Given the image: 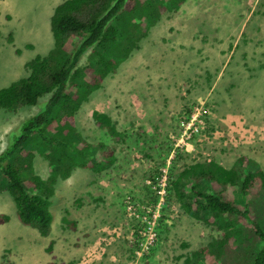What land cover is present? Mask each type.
Instances as JSON below:
<instances>
[{
    "label": "rangeland",
    "instance_id": "obj_1",
    "mask_svg": "<svg viewBox=\"0 0 264 264\" xmlns=\"http://www.w3.org/2000/svg\"><path fill=\"white\" fill-rule=\"evenodd\" d=\"M63 1L0 0V89L25 77V63L52 49L51 17ZM177 10L153 26L150 36L156 42L164 36L171 42L172 51H136L109 74L117 78L123 65L127 75L148 76H136L127 84L122 77L124 86L111 85L112 92H106L110 88L97 89L77 111L74 118L79 136L94 145H112L118 161L101 174L75 168L68 179L55 183L49 206L52 232L41 237L29 226H15V204L6 190H0V216H10L9 222L0 224V264H180L191 251L207 247L216 232L182 212L174 202L162 210L164 218L156 224L160 237L157 236L155 246L130 260L126 229L130 223L140 226L142 222L135 218V212L129 216L127 205H134L139 213L143 186L155 185L151 174L159 183L157 176L167 170L172 177L166 186L168 195H175L169 182L192 162L207 164L213 160L228 169L243 156L246 164L264 170V0H184ZM169 12L173 11L166 13ZM18 21L20 26L13 29ZM169 27L188 33L180 31V35H174ZM153 55L168 59L171 67ZM87 56L82 57L80 64L86 62ZM108 82L105 78L101 86ZM47 97L15 112L0 110V153L20 132L22 124L44 109ZM107 105L110 108L106 113L121 134H128L127 141L122 137L121 142L115 140L117 144H113L105 129L96 126L93 111L102 112L98 109ZM190 107L193 113L200 109L201 118L214 127L220 126L218 130L222 131L211 136L201 131L206 126L202 123L199 134L185 148L180 147L183 127L178 121L193 114L185 113ZM180 116L183 119L179 120ZM178 126L180 133L175 137ZM166 149L176 151L172 159L169 152L165 158L168 163H163ZM178 153L181 157L177 159ZM102 155V150L93 146L86 157L102 161ZM33 164L45 179L49 174L48 161L36 154ZM66 189L71 190L68 193ZM73 193L81 197L79 202L74 203ZM253 228L264 229V208L259 204L248 218L234 226L239 233L221 248L219 259L216 255L202 256L199 264H251L247 250L262 246ZM50 242L49 252L46 248ZM238 243L241 249L245 248L241 252Z\"/></svg>",
    "mask_w": 264,
    "mask_h": 264
},
{
    "label": "trees",
    "instance_id": "obj_2",
    "mask_svg": "<svg viewBox=\"0 0 264 264\" xmlns=\"http://www.w3.org/2000/svg\"><path fill=\"white\" fill-rule=\"evenodd\" d=\"M183 1L65 0L54 8L52 49L45 56H36L25 63V77L0 89V110L6 112L34 105L40 97L48 95L44 109L24 122L10 145L0 153V189L10 194L22 224L36 229L41 236H48L52 219L49 206L55 183L67 179L75 168L101 174L116 165L115 148L102 142L94 145L85 136L80 137L74 117L81 104L101 87L103 78L116 71L132 50L139 49L137 43L145 37L146 29L155 26L167 11H176ZM86 54V62L80 64ZM138 76L148 75L138 73ZM134 77L136 75L127 83ZM190 112L191 108L185 111ZM92 118L98 128L105 129L112 137L113 144H117L115 140L121 142L122 137L127 141L128 134H121L107 113L95 110ZM205 124L207 127H202V132L210 134L220 129L207 120ZM178 128L175 137L179 136L180 126ZM198 128L195 135L199 134L201 126ZM144 144L147 143L144 141ZM93 146L102 150V161L86 157ZM169 152L171 150L166 149L162 161ZM36 154L48 161L49 174L45 179L34 168ZM180 157L178 153L177 159ZM243 160L244 157H240L229 169L213 160L207 164L192 162L169 182L175 195H168L166 204L176 202L184 213L201 221L217 236L211 237L207 247L201 246L188 253L180 264H199L202 256L216 255L218 260L221 248L239 233L234 226L248 218L257 204L264 208V170L253 168ZM143 198L152 206L156 203L150 189ZM4 218L7 220V216H0V222ZM70 225L73 226V222ZM252 231L262 246L247 250L248 256L251 264H264V229L253 228ZM51 245L52 242L46 248L49 252ZM243 249L239 246L238 251ZM47 264L65 263L51 261Z\"/></svg>",
    "mask_w": 264,
    "mask_h": 264
},
{
    "label": "clouds",
    "instance_id": "obj_3",
    "mask_svg": "<svg viewBox=\"0 0 264 264\" xmlns=\"http://www.w3.org/2000/svg\"><path fill=\"white\" fill-rule=\"evenodd\" d=\"M177 11H173L172 13H170V12L169 13H164L160 20L163 21L165 18H168L171 15H175ZM171 27H174V26H171ZM171 27H169L170 28V32L175 31V34L174 35H180L181 34L180 31H182L183 34H185V35H187V33H188L187 30H179L177 28L171 30ZM152 28H153V26H150L148 29H146L145 37L142 38L137 43V47H139V49L136 50V51H142L143 53H145V50H147L149 48L151 49V51L148 52V53L154 52L155 50L164 51L165 48H168V51H172L171 42L168 41L164 36H160V38H161V41L160 42L159 41L156 42L153 39H151L150 36H151V33H152ZM148 36L150 37L149 41H147ZM176 44L179 45L178 42H176ZM136 51L134 52L132 50L131 53L128 55V57L129 56H131V57L134 56L135 53H136ZM176 52H178V51H176ZM153 56H156L158 58H161L163 61H165L166 65H167V68H170L171 67L168 59L164 58L163 56H158V55H153ZM163 61H161V62H163ZM163 68L164 67H160V70H162ZM137 74L138 73H135L136 76H137ZM131 76L130 75H127V72H125L124 66L121 65L120 68H119V75H118V77L115 78V79L114 78H111L109 76L104 77L103 78V81H104L105 78H108L109 82L106 83L105 86H101L99 89L102 88V89H107L108 90L111 85H115L118 88H121V87L124 86L123 85L124 83H122L120 81V78H122V77L125 78L126 84H127V81H129V79H130ZM112 91H114V90L111 89V91H106V92H112ZM135 101H136V96H135ZM191 111L193 113V109L192 108H191ZM191 115L192 114H190V116L185 121H188L190 119ZM200 118H201V114H200ZM201 120L202 121H201V123L199 125H201L202 123L205 125V120H203L202 118H201ZM185 121H179V124H181L182 122H185ZM208 123H209V121H208ZM221 123H223V122H221ZM217 130L218 129H215L214 131H217ZM214 131H212V132H214ZM212 132L210 133V135H212ZM194 136H196V135L194 134ZM163 162L168 163V161H163ZM234 163H235V160L233 161L232 164H234ZM231 166L230 167H227V168L229 169V168H231ZM175 171L176 170H174V172ZM151 178L154 181V184L155 185H154L153 188H142L143 194L141 195L140 200H142L143 202L142 203H139V208H140L139 213L140 214L138 213V211H137V209H136V207L134 205H130V204L127 205V208L131 210V213L129 214V216L132 217L134 215V212H135V218L137 220L140 219V221L142 222L140 226H139L138 223L136 225H133V224L130 223L129 224L130 227H128V229H126V233H127V236H126V245L128 247V250H130L132 252V257L130 258V260L131 259L134 260L135 258H139L138 256H139V254L141 252L145 251L150 246H155L154 244H155V241L157 239V236L160 237V235H159L160 234V230L156 228V224H157V222H159L161 219L164 218L163 215H162V210L166 209L168 206H170L172 204V203L169 204V205L166 204V198L168 196V191H167V188L168 187H162L161 184H159V183H157L155 181V179L152 177V175H151ZM159 182L161 183V180H159ZM147 189H150L151 192L156 197V203H155L154 206H152L151 204H149L148 201L145 198H143L144 193L147 191ZM0 190H2V189H0ZM3 190H5V189L3 188ZM66 190L69 193V191L71 189H66ZM80 198L81 197L79 196L77 202L80 201ZM174 203L176 204V202H174ZM15 207H16V205H15ZM133 209H134V211H132ZM5 216H7V220H5V218H4L2 220V222H0V224L1 223H7V222L10 221V216L9 215H5ZM63 217H61V218H63ZM16 219L20 222V220L18 219L17 215H16ZM199 222H201V221H199ZM22 225H24V224H22ZM24 226H27V225H24ZM140 229L147 230V233L142 232Z\"/></svg>",
    "mask_w": 264,
    "mask_h": 264
},
{
    "label": "built area",
    "instance_id": "obj_4",
    "mask_svg": "<svg viewBox=\"0 0 264 264\" xmlns=\"http://www.w3.org/2000/svg\"><path fill=\"white\" fill-rule=\"evenodd\" d=\"M201 118H200V112L199 110H196V112L194 114L191 115L190 119L188 121L182 122L181 126H185V129L183 131V133L180 135V139L179 141L181 142L182 145H187L188 141H189V135L191 134V132L193 134L198 132V125L201 123ZM193 126L192 130L189 131L188 133V129ZM187 136L186 139H184L183 137Z\"/></svg>",
    "mask_w": 264,
    "mask_h": 264
},
{
    "label": "bare ground",
    "instance_id": "obj_5",
    "mask_svg": "<svg viewBox=\"0 0 264 264\" xmlns=\"http://www.w3.org/2000/svg\"><path fill=\"white\" fill-rule=\"evenodd\" d=\"M196 110H199V112H200V109H198V108H196ZM183 127V130L181 131V134L183 133V131H184V129H185V126H182ZM192 128H193V126H191L189 129H188V133H189V131H191L192 130ZM187 136H184L183 138L184 139H186V140H188L187 138H186ZM194 139V134L191 132V134L189 135V141H188V144H192V140ZM187 144V145H188ZM187 145H182V144H180V147H187ZM176 150L175 149H172V151H171V159H172V157L174 156V152H175ZM188 151V150H187ZM171 161V160H170ZM169 164H170V162H169ZM163 169V168H162ZM168 179H169V176H168V174H167V170H164L163 169V171L161 172V174H160V176H157V180H158V182H159V180H161V185H162V187H166V186H168ZM148 183H150V181H148Z\"/></svg>",
    "mask_w": 264,
    "mask_h": 264
},
{
    "label": "crops",
    "instance_id": "obj_6",
    "mask_svg": "<svg viewBox=\"0 0 264 264\" xmlns=\"http://www.w3.org/2000/svg\"><path fill=\"white\" fill-rule=\"evenodd\" d=\"M20 23H21V22L18 21V23L16 24V26H13V29L16 28V27H19V26H20ZM13 29H12V31H13ZM10 33H11V32H10ZM10 33H9V34H10ZM97 107H100V106H97ZM109 108H110V106L107 105V106H102V107H100L98 110H100V111L106 113V112L109 111ZM217 131H222V130H217ZM215 132H216V131L212 132V135H213ZM212 135H211V136H212ZM72 196H73V197H76L75 199H73V200H74V203L77 202L79 196H75L74 193L72 194ZM74 203H73V204H74ZM75 209H77V208H75ZM75 211H76V210H75ZM20 225H21L20 222L16 219V220H15V226H18L19 228H21ZM52 229H53V227L51 226V232H52ZM41 237H42V236H41ZM18 241H21V240L18 239ZM11 249L14 250V251H13L14 254H17V250H16V249H13V248H11ZM11 264H12V263H11ZM13 264H15V263H13ZM76 264H79V263H76ZM80 264H82V262H80ZM84 264H86V263H84Z\"/></svg>",
    "mask_w": 264,
    "mask_h": 264
}]
</instances>
